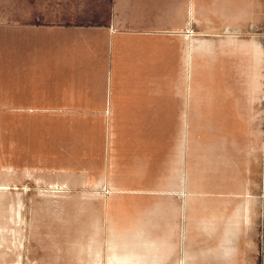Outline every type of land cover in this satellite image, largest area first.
<instances>
[{
    "label": "crops",
    "instance_id": "obj_1",
    "mask_svg": "<svg viewBox=\"0 0 264 264\" xmlns=\"http://www.w3.org/2000/svg\"><path fill=\"white\" fill-rule=\"evenodd\" d=\"M263 110L264 0L0 18V154L56 204L69 264H260Z\"/></svg>",
    "mask_w": 264,
    "mask_h": 264
},
{
    "label": "rangeland",
    "instance_id": "obj_2",
    "mask_svg": "<svg viewBox=\"0 0 264 264\" xmlns=\"http://www.w3.org/2000/svg\"><path fill=\"white\" fill-rule=\"evenodd\" d=\"M4 0L0 18L36 23L93 24L111 16L115 0ZM29 6V7H28ZM0 154V264H69L59 259L67 249L68 230L44 185L13 168ZM52 207V210H51ZM47 209V211H45Z\"/></svg>",
    "mask_w": 264,
    "mask_h": 264
},
{
    "label": "built area",
    "instance_id": "obj_3",
    "mask_svg": "<svg viewBox=\"0 0 264 264\" xmlns=\"http://www.w3.org/2000/svg\"><path fill=\"white\" fill-rule=\"evenodd\" d=\"M261 132H262V162H263V175H262V202H263V223H262V232H261V239H260V264H264V110L261 116ZM104 194H110V191L103 190Z\"/></svg>",
    "mask_w": 264,
    "mask_h": 264
}]
</instances>
